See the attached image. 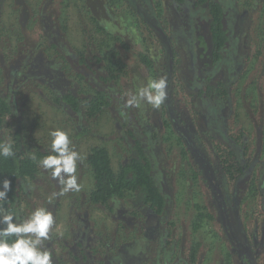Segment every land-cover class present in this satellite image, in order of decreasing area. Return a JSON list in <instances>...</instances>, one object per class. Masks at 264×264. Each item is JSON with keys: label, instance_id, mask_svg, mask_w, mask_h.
<instances>
[{"label": "trees", "instance_id": "16d2710c", "mask_svg": "<svg viewBox=\"0 0 264 264\" xmlns=\"http://www.w3.org/2000/svg\"><path fill=\"white\" fill-rule=\"evenodd\" d=\"M17 1L23 2L29 18L24 28L18 23L23 15L19 9L22 3L17 6L15 0H0V140L10 141L14 151L12 157H0V191H3L5 178L12 181L13 187L8 194L11 202L5 207L12 208L18 217H26L30 214L28 198L35 188L46 187L47 191H53L56 187L50 174L40 168L37 161L51 154L48 133L60 128L69 133L76 150L84 157L82 163H77V173L80 170L87 180V191L81 204L79 201L73 204L101 211L110 218L113 216L114 225L113 228L99 226L86 219L88 213L83 214L81 223L72 215L75 208L72 209L66 226L68 231L60 237L61 241L56 242L59 236L53 235L44 242L53 254V264H196L201 243L191 236L176 234L179 219L181 214L192 211L189 222L193 233L214 217L209 203L192 202L195 194L198 196L195 191L190 199L186 194L180 195L184 204L174 198L176 191H172L167 172L163 178L167 159L164 151L170 154L177 149L182 162L191 159L187 162V175L182 170L177 178L188 180L194 188L203 180L211 193L218 194L216 202L223 200L219 178L233 186L244 179L247 186L241 202L248 201L247 198L259 199L264 196V176H258L253 168L249 151L251 137L246 129L238 126L234 130L219 131L211 141L212 156L206 160L195 147L198 144L195 135L178 130L186 123L166 114L168 101L163 104L164 112L157 126L142 125L134 107L124 106L130 93L127 81L132 73L127 58L132 53V45L128 37H122L106 20H100L99 13L93 10L96 4L90 3L92 0H36L34 5L28 2L30 0ZM121 2L126 3L125 0L101 1L111 10ZM149 4L150 14L157 20L140 21L134 13L139 18L134 17L137 24L143 23V51L135 54L138 62L151 79L159 77L161 70L156 69L158 61L151 56L150 46L155 44L161 52L167 46L170 49L168 84L178 82V72L184 66L190 77L188 93L185 92L188 99L185 98L184 103L192 105L194 110L208 107L206 111L211 117L218 115L215 122L222 123L220 114L234 111L229 100L237 99L234 95L239 89L237 81L243 76L239 67L225 65L232 32L223 3L220 0H150ZM143 5V0H134V6ZM8 9L13 22L5 17ZM71 9L77 12V20L83 28L79 45L67 40ZM167 11L169 17L163 18ZM79 17L87 19L89 26L85 28ZM170 25L171 30L165 33ZM162 36L165 41L160 39ZM6 40L10 45L4 47ZM183 52L185 61L180 59ZM259 92L264 98V91ZM33 97L49 103L58 114L57 127H51L39 117L33 116L31 121L25 119V110ZM244 100L249 101V105L251 101L257 102L255 93ZM214 106L216 108L211 109ZM250 109L256 112L254 107ZM103 119L109 123L108 133L104 134L99 131ZM262 119L261 145L255 148L260 156L264 155V113ZM90 140L95 143L83 145ZM190 154L192 157H188ZM32 155L37 160L31 159ZM76 196L75 192L68 194L70 200ZM50 206L41 207L52 211ZM54 206L53 215L61 206V200ZM262 206L261 211H264V203ZM116 211L120 212L118 216ZM250 216L253 215L243 214L242 219ZM149 218L155 219L162 230L157 248L153 246L154 251L160 249L158 261L150 254L148 259L130 254L134 242L143 234L137 223ZM54 219L57 224L59 218L54 216ZM221 224L240 264H253L250 261L252 249L246 240L237 239L226 217ZM55 245L58 246L54 248Z\"/></svg>", "mask_w": 264, "mask_h": 264}, {"label": "rangeland", "instance_id": "374dc122", "mask_svg": "<svg viewBox=\"0 0 264 264\" xmlns=\"http://www.w3.org/2000/svg\"><path fill=\"white\" fill-rule=\"evenodd\" d=\"M102 0H92L90 3L96 4L93 10L95 13H99L100 20H106V24L113 28L114 32L121 34L122 37H128L131 45H132V53L128 56V65L131 69V77L130 80L127 81V87L130 89V93H135V91L143 84H146L151 77L148 75V72L144 66H142L135 54L143 51V43H142V25L137 24L134 17H140L148 21L147 19H152L153 21L157 20L155 15H151L150 11H152V7L149 4L150 0H143V6H134V0H125L126 3L121 2L115 10H111L110 8L104 7L101 3ZM165 2L167 0H164ZM226 11H227V20L231 23V41L229 50V54L227 56V60L225 65L228 67H239L240 70H243V76L239 78L237 92L234 95H237L236 98H231L229 100V105L231 110L229 114L223 112L220 114L222 118V123H217L216 117L218 115L213 114L215 116H210V114L203 107L196 108L194 110L192 105H186L184 103V99H188L185 97V92L188 93V82H190V77L188 76L187 70L185 68L179 70L178 72V82L173 84H168L167 87V99L169 102V108H166V114L171 116L173 119L181 121L183 120L186 123V126L178 129L182 132L190 133V135L194 134L196 138V148L200 149L204 155L206 160H210L212 156V144L211 141L214 139L216 135H219V131L225 130H234L236 127L241 126L251 137V143L249 147V151L251 152L252 160L254 162L253 168L255 169V173L258 176H264V155L260 156V153L257 154L255 148L257 145H261L260 139V125L263 122L262 115L264 113V98L261 96V92L264 91V0H220ZM16 5L22 3L19 6V9L22 10L23 15L20 16L18 23L23 26L27 24L29 18H27L26 7L23 2H18L15 0ZM33 5L36 0L28 1ZM18 3V4H17ZM89 4V3H88ZM90 6V4H89ZM102 7V8H101ZM132 7L134 12H132ZM137 7V8H135ZM145 9L148 12L144 13ZM8 9L5 13V17L13 22L14 19L9 18ZM105 13V14H104ZM137 16H135V14ZM149 15V16H148ZM68 16L69 19V33L67 36V40L72 42L74 45H79L82 41L81 39V26L79 20H77V12L74 9L69 11ZM137 17V18H138ZM168 11L165 12L163 18H168ZM80 21L86 27L89 26L87 19L83 17H79ZM139 19V18H138ZM152 20H149L152 21ZM159 24V23H158ZM33 25V23H32ZM35 28V25H33ZM83 27V26H82ZM171 30V25L168 26L164 31L165 33ZM173 30V27H172ZM177 31V30H174ZM178 33V32H177ZM162 41L164 40V36H162ZM10 45L9 42H5L4 47ZM13 45V42L11 43ZM150 54L151 56L157 58V70H161L159 76H167V80L169 81V71L170 66L167 65L169 61L170 49L165 46L163 47L162 52L157 49L156 45L150 46ZM260 52V53H258ZM184 54L180 55V59L184 60ZM185 61V60H184ZM246 73L244 74V72ZM255 87V88H254ZM174 89V91H172ZM190 91V90H189ZM255 93L257 102L251 101V105H249V101H245L246 96H252ZM237 101V104H236ZM167 103V102H166ZM49 104V103H48ZM46 102H40L38 99H34V97L28 103V107L25 110L26 115L25 119L30 120L31 117H39L42 122H46V124L51 125V127H57L58 123V114H56L52 108ZM257 104V105H256ZM211 107V106H210ZM250 107H254L255 111H252ZM216 108L215 106L211 109ZM258 109V111H257ZM134 111L140 116V122L143 125H148L153 123L155 126L158 125L160 120V115L163 114V104L159 109H153L151 106L144 105L142 108L137 109L134 107ZM215 113L216 111L213 110ZM31 121V120H30ZM99 131L104 134L108 133L109 123L107 120L103 119L102 122L99 123ZM174 137L176 135L174 134ZM97 142V141H96ZM95 143L94 140H90L83 145H89ZM164 169L163 170V178L165 179L166 174L168 173L169 178L167 180L172 184V191H176L174 194L175 199H181L180 195H187V199L193 198L192 194L194 191L198 193L195 194V198L192 202L198 203H209L211 214L213 215V219L211 221H205L201 228H199L196 232H191L190 222L192 211L181 214V218L179 219V227L176 230L177 235H187L193 237L196 242L199 241L201 243V247L198 252V256L196 259V264H240L238 256L235 253V250L232 248L229 239L226 237L225 232H222L223 226L221 224L224 218H227L229 225L232 227V232L235 234L239 241L246 240L247 244L250 246V261L253 264H264V211L263 203L264 196L259 199H249V201H242L241 199L244 197V189L247 184L244 179L238 181L236 186L226 184L223 180L220 179L221 190L220 194H222L223 200L220 202H216V198L218 194H213L210 191L209 185H207L203 180H200L195 188L191 187L192 183L189 181H185L177 178V174L182 171L183 174L187 175V161L182 162L181 158L178 156L177 149H174L170 154H167L164 151ZM188 157H192L191 154ZM258 157V160L255 159ZM114 163H116L113 158ZM170 160V161H169ZM195 160V158H193ZM192 160V161H193ZM191 159L189 160V163ZM77 173L78 183L82 185L81 191L75 192L77 196L70 200L68 198V194L63 196H57L56 198L51 200L49 203V198L52 196L53 192L59 191V186L57 182H54L56 187H54L53 191H47L46 187H42L41 190L35 188L33 194L28 198V206L29 212L33 211L37 207H41L43 204L51 205V210H55V203L61 200V206L57 211L54 212V216H57L58 223L53 226V229L50 232V236L58 235L59 237L55 239L56 242L61 241L62 236H64V232L68 231L67 223L70 212L72 209H79V211H75L74 216L75 219H79V222H83L84 216L83 214L88 213V217L86 219L93 220L99 226H107L113 228V216L107 217L101 211L98 210H88L85 206H80L79 208L74 205L75 201H79L81 204L84 201V192L87 191V180L85 177L81 175V171L78 170ZM167 172V173H166ZM175 173V174H174ZM174 176V177H173ZM172 178V179H171ZM217 179V178H216ZM219 182V180L217 179ZM194 188V189H193ZM78 198V199H76ZM183 199L180 200L182 204ZM252 200V202H251ZM208 206V207H209ZM176 209L174 208V211ZM223 211V212H222ZM239 211V214L237 213ZM223 213V218L221 217V213ZM120 214L119 211H116V216ZM243 214H252L253 216L248 217L249 219L243 220ZM71 215V217H72ZM174 219L177 220L176 215ZM138 230L142 229L143 234L142 237L137 239L134 242L133 248L130 254L133 257H144L145 259L149 258V255L156 256L157 261L160 260L158 254H160V249H156V243L158 242V236L162 233V230L159 228V224L155 219H146L144 223H137ZM57 227L60 231L63 232V235H59L57 231ZM224 227V226H223ZM213 232V233H212ZM134 236H137L135 233ZM48 241V240H47ZM191 239H188L190 242ZM155 245V247H153ZM188 245V243H186ZM58 245H55L56 248ZM157 248V247H156ZM180 250V249H179ZM60 252V250H58ZM141 252L140 254H138ZM180 252V251H179ZM138 254V255H137ZM155 264H160V262H156Z\"/></svg>", "mask_w": 264, "mask_h": 264}, {"label": "clouds", "instance_id": "9594fccd", "mask_svg": "<svg viewBox=\"0 0 264 264\" xmlns=\"http://www.w3.org/2000/svg\"><path fill=\"white\" fill-rule=\"evenodd\" d=\"M167 76L150 79L141 85L135 93H128L124 106L126 108H142L144 105L159 109L167 99ZM50 137V152L40 158L38 166L48 172L59 186L58 192H53L51 200L69 192L81 191L78 183L77 163L84 157L76 150L67 131L54 128L48 133ZM14 156L13 144L8 140H0V157L5 159ZM31 159L37 160L35 155ZM3 191H0V264H53V254L45 245L50 240V232L55 225L52 211L46 207H37L26 217H18L17 213L5 204L13 191L12 181L8 178L2 181ZM59 235L63 232L57 227Z\"/></svg>", "mask_w": 264, "mask_h": 264}]
</instances>
